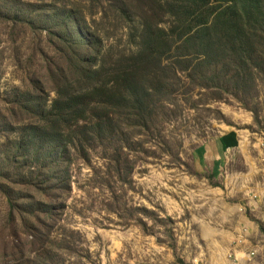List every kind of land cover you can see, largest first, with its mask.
I'll return each mask as SVG.
<instances>
[{
	"label": "rangeland",
	"instance_id": "1",
	"mask_svg": "<svg viewBox=\"0 0 264 264\" xmlns=\"http://www.w3.org/2000/svg\"><path fill=\"white\" fill-rule=\"evenodd\" d=\"M252 233L264 0H0V264H251Z\"/></svg>",
	"mask_w": 264,
	"mask_h": 264
},
{
	"label": "crops",
	"instance_id": "2",
	"mask_svg": "<svg viewBox=\"0 0 264 264\" xmlns=\"http://www.w3.org/2000/svg\"><path fill=\"white\" fill-rule=\"evenodd\" d=\"M229 138H217L209 142L205 147L198 152L200 164L213 168L214 171L220 168L223 159L229 152ZM247 233V232H246ZM238 237L233 245V254L246 256L251 261V264H264V239L256 237L254 233L249 236ZM242 263V262H241ZM245 264V262L243 263Z\"/></svg>",
	"mask_w": 264,
	"mask_h": 264
},
{
	"label": "trees",
	"instance_id": "3",
	"mask_svg": "<svg viewBox=\"0 0 264 264\" xmlns=\"http://www.w3.org/2000/svg\"><path fill=\"white\" fill-rule=\"evenodd\" d=\"M192 1H196V0H192ZM189 3L187 2V4L186 5H188Z\"/></svg>",
	"mask_w": 264,
	"mask_h": 264
}]
</instances>
